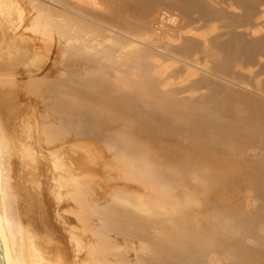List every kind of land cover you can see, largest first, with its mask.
Here are the masks:
<instances>
[{
  "label": "bare ground",
  "instance_id": "6f19581e",
  "mask_svg": "<svg viewBox=\"0 0 264 264\" xmlns=\"http://www.w3.org/2000/svg\"><path fill=\"white\" fill-rule=\"evenodd\" d=\"M262 5L0 0L3 263L108 264L106 236L116 226L105 242L88 239L81 209L90 180L58 147L44 146L50 134L101 147L119 176L151 192L109 200L115 211L107 220L128 215L117 231L141 253L135 264H264V80L261 93L240 84L250 77L243 68L256 66L264 77ZM85 17L115 32L105 33L104 56L90 39L74 40L49 73L24 84L25 96L44 109L43 143V129L29 117L13 123L22 94L12 76L17 66L45 59L53 38L72 29L62 22L81 31ZM65 213L78 225H66Z\"/></svg>",
  "mask_w": 264,
  "mask_h": 264
},
{
  "label": "rangeland",
  "instance_id": "374dc122",
  "mask_svg": "<svg viewBox=\"0 0 264 264\" xmlns=\"http://www.w3.org/2000/svg\"><path fill=\"white\" fill-rule=\"evenodd\" d=\"M48 4H49V6H51L50 3H48ZM58 6L59 7H56L57 10L60 7H62V6H60V4ZM51 7L53 8V4H52ZM262 7H264V5H262ZM61 11L64 13V11H65L64 7L60 8L59 12H61ZM263 16H264V11H263ZM79 17L80 16H78L77 18H79ZM92 19H94V18H89V19L87 17L83 18V20L86 21L87 23L84 22L83 20H81V21H83V23L89 25L88 27H84V29L81 30V31H79L80 27L76 26V29L79 28V30L75 31L74 26L73 27H71L69 25L67 26V24H64V22H62L64 27H67L66 30H68L69 27H70L69 29L72 28L71 30L68 31L70 34L69 33L67 34V32L64 31L65 30L64 27L62 26L63 28L61 27L62 29L60 28V30L62 31L64 29L63 30L64 33L60 32V37H58V40H57V37H56L57 41L54 40L55 38H53V40H52L53 43L51 42L52 45L49 44V46L47 47V50L44 52L45 59L43 58L41 63L39 62V63H36V64L33 63V64H27V65H23V66H21V65L17 66L19 72L14 73L15 76H12L13 78L12 77L9 78V79L12 78V80H15L16 84H18L19 88L21 87V89L18 88V91L20 90L18 93L22 94V96H21V100L19 102V105L17 107V115H16V117L13 120L14 121L13 123L16 126L19 124V122L21 120L29 117L36 124V126H38L37 127L38 129H39V127H40V129H43V128H41L42 125H43V127H44V125L46 127V124H47L46 121H45L46 119L42 118L43 117L42 114L44 113L43 107L41 106V104H39L40 102L38 100H35L34 98L28 96L27 94L25 96L24 92H22V91H24L23 87H24V84L27 83V79L29 80L31 77H33V76L35 77L38 74L40 75L41 73H46V74L49 73V71H51V68L49 67V65H51V61L54 59V57L59 55V54H60L59 56L62 55L61 57H64V52L66 51V49L69 50L70 45H71L72 42H74V40H75V44L78 45L79 43L87 42V39H90V41L88 40L89 41L88 43L93 44V45H94V43L97 44L95 47L97 49H99L100 52H98V53L100 54V56L102 54H103L102 56H104L105 53L102 52V50L104 49V47L106 45H108V39H109V37H104L105 33L106 34H110V33H115V32L114 31H110L106 27H103V25H99L98 23H96L97 22L96 20L93 21ZM77 20H79V19H77ZM77 31H79V32H77ZM65 32H66V34L68 36L71 35V37L69 38L70 40L68 39V36L65 35ZM71 32L74 35H72ZM73 32H75V33H73ZM256 32H257V30H256ZM61 33L63 35H61ZM101 35H103V36H101ZM121 35H123L124 37L127 36V34H125V33H122ZM66 36H67V38H66ZM75 36L77 38H75ZM101 37H103V38H101ZM59 38H61V39L64 38L63 39L64 41L60 40ZM71 38H74V39H71ZM55 41L57 42V44H56ZM80 47H81V44H80ZM104 60H105V58L104 59L101 58L98 61L106 63ZM248 68L247 69L239 68L245 74L250 76V77H248L246 80H244L240 84L245 85L246 87L252 89L253 91H258L257 89L259 88V85L264 80L263 74H260V75L257 76V74H259V71L257 72V67L256 66H250ZM255 69H256V71H255ZM251 77H253V78L251 79ZM249 81H250V83L252 82L253 84L252 83L250 84ZM253 85H254V87H252ZM258 93H261V92L258 91ZM46 128H48V127H46ZM46 128H45V130L43 129V132L40 133L41 138H43V140H42L43 143L45 142L44 140L46 139L45 137H47L46 134L48 133V132H46V130H48ZM39 131H42V130H39ZM44 131L46 133H44ZM42 133L45 134L44 135L45 137H42L43 136ZM48 135L50 136V134H48ZM49 136L47 137V139H46L47 141H46L44 146L46 148H56V149L58 147L59 152L61 151L63 154L61 152L60 153L67 160L74 161V163L77 164V166H78V168H77L78 171L86 173L88 179L90 180V185H89V187H88V189L86 191L85 200L83 201V205H82V209H81L83 227L86 228V230H88L89 233H90V236H89V233L87 231L88 239L91 242H93L94 240H96L95 242H97V243L99 241L100 242L101 241L105 242L104 237H103L104 234H107V232L110 230V228L112 229L113 227L116 226L115 228H113V229H115V231L111 230L110 233H112V231H113L114 233L112 234V236H115V234H116L115 238L117 237L116 239H118V241L117 240H115L116 242L113 241L114 237L110 236V233H109L108 236L105 235L107 237V239L110 240L111 243H113V242L117 243V244L113 243L114 246H112L111 243L109 244V242H108L106 261L108 262V264H135L138 261L137 258H140L139 254H141V253H138L133 248H131L128 245V243L126 242L124 236L122 238V235L117 231V227H120L118 225H122V226L125 225L124 222L128 219L127 218L128 215H126V216L122 215L121 216V218L125 217L124 220L122 219L123 221L121 220L122 222L118 220L120 217L118 219L114 220V221L107 220V215L112 214L115 211V210L113 211V210H111V208H109L110 207L109 206V202L112 200L111 198L119 196L121 194L122 195H126L127 194V195H130V196L131 195H133V196H146V195L151 194V192L149 190H147L146 188H144L143 186L138 185L135 182L129 180L125 176L124 177L123 176H119L117 174L116 170H115V167H116L115 164L111 161V158L108 155V153L105 152L101 147H99L97 145H94L92 143H89V145L92 146L90 148L89 145L87 146L88 143H86L85 141H83V142L86 143V146L83 144V142H82V144H83L82 145L81 141H77L75 139H72V141H71L70 138L68 140L64 138L65 139L64 140V139H62L60 137V138H57V140H56V139L52 138L51 136L50 137ZM50 138L53 139V140H51ZM74 141L77 142V143H75ZM73 146L74 147L76 146L75 147L76 150L74 149ZM78 147H79V149L83 148L82 149L83 151L81 150L82 151V156L80 154L81 151H79V149H77ZM85 148L88 149V150L86 149L87 152L91 151L90 154H92V157L90 156V154L87 155V154L83 153ZM86 150H85V152H86ZM65 152H66V154H65ZM70 154H74V155L72 156ZM84 156L85 157L88 156V157L85 158ZM76 157H77V159H76ZM127 184H128V186H130V188L127 186ZM122 188H124V190H122ZM126 189H127V191H126ZM120 190L122 191V193H121ZM129 191H131V192H129ZM137 191H138V193H137ZM136 194H139V195H136ZM107 205H108V207L106 208L105 206H107ZM108 211H109V213H108ZM111 211H113V212L111 213ZM136 212L138 213L139 211H136ZM136 212H134V214H136ZM140 213H142V212L140 211L138 213V215H140ZM141 215H143V214H141ZM63 216H64V219L66 221V225L67 224H68V226L69 225L70 226L78 225L77 223L74 224L75 221H74L72 215H69L68 213H65V214H63ZM104 221H106V222H104ZM66 225H64V226H66ZM109 225L111 227H109ZM62 226H63L62 224L57 223L55 220H53V218L50 219V227L54 228L56 233L60 237H63L62 235H64L63 233H65V230L62 228ZM111 237L113 238V240H112ZM119 239L121 240L122 244H119V241H120ZM123 239L125 240L124 242H123ZM124 243H126L128 247L126 246V244L124 246ZM100 244H102V243H100ZM120 245H121V247H120Z\"/></svg>",
  "mask_w": 264,
  "mask_h": 264
},
{
  "label": "water",
  "instance_id": "95a60500",
  "mask_svg": "<svg viewBox=\"0 0 264 264\" xmlns=\"http://www.w3.org/2000/svg\"><path fill=\"white\" fill-rule=\"evenodd\" d=\"M2 259V248L0 246V264H4L3 261L1 260Z\"/></svg>",
  "mask_w": 264,
  "mask_h": 264
}]
</instances>
